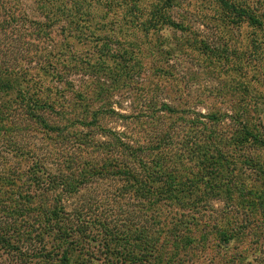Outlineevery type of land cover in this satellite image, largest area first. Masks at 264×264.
Wrapping results in <instances>:
<instances>
[{
	"label": "trees",
	"instance_id": "16d2710c",
	"mask_svg": "<svg viewBox=\"0 0 264 264\" xmlns=\"http://www.w3.org/2000/svg\"><path fill=\"white\" fill-rule=\"evenodd\" d=\"M148 13L126 29L178 35L123 113L47 47L80 18L0 0V264H264V0ZM191 51L216 84L188 98L172 76Z\"/></svg>",
	"mask_w": 264,
	"mask_h": 264
},
{
	"label": "rangeland",
	"instance_id": "374dc122",
	"mask_svg": "<svg viewBox=\"0 0 264 264\" xmlns=\"http://www.w3.org/2000/svg\"><path fill=\"white\" fill-rule=\"evenodd\" d=\"M155 1L19 0L22 9L32 19L41 18L43 12L54 14L62 20L63 25L68 23L70 26V19H81L78 21V30L71 29L70 34L61 31L55 23L49 36L52 41L47 47L57 54V66H74L75 73H71L69 78L78 83L90 81L106 101H110L117 111L123 113L132 110L136 98L142 96V90H152L161 82L159 77H151L153 66L158 67L164 60L162 54L156 51L160 47L159 41L163 39L165 44L174 42L178 35V31L170 26H165L162 32L152 34L146 31L132 34L130 32L136 30L131 26L126 29V21L135 24L147 18L148 11ZM191 1L198 4L200 0ZM65 6L69 8L61 13ZM84 20L85 23L82 22ZM59 50L66 51L67 54L60 57L57 53ZM197 54L198 52L191 51L190 55L181 57L179 62L177 61L180 65L175 66L178 74L176 77L172 76L177 88L188 98L194 97L198 92L206 94V90L216 84V80L205 68L206 64L198 65L197 59L192 58H196ZM145 70L149 71V82L144 79L143 74L139 76L140 73H137L142 71L146 74ZM197 108L202 110L203 107ZM109 124L121 128L119 123ZM261 152L264 156V148ZM214 202L220 204L219 200Z\"/></svg>",
	"mask_w": 264,
	"mask_h": 264
}]
</instances>
